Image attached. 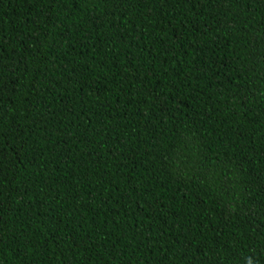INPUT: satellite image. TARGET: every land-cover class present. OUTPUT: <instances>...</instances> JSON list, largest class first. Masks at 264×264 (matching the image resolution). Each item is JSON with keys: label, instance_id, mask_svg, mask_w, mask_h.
<instances>
[{"label": "trees", "instance_id": "1", "mask_svg": "<svg viewBox=\"0 0 264 264\" xmlns=\"http://www.w3.org/2000/svg\"><path fill=\"white\" fill-rule=\"evenodd\" d=\"M0 264H264V0H0Z\"/></svg>", "mask_w": 264, "mask_h": 264}]
</instances>
